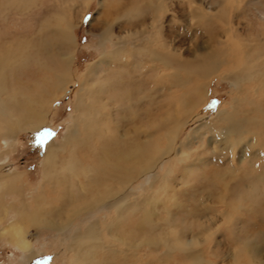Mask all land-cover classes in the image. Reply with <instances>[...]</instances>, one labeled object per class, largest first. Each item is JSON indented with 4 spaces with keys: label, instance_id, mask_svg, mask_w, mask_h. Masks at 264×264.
Instances as JSON below:
<instances>
[{
    "label": "rangeland",
    "instance_id": "1",
    "mask_svg": "<svg viewBox=\"0 0 264 264\" xmlns=\"http://www.w3.org/2000/svg\"><path fill=\"white\" fill-rule=\"evenodd\" d=\"M160 2L163 10L154 11ZM156 13L159 17L152 28L151 22ZM59 16H65L74 24L75 48L71 51L74 82L68 86L67 92L57 94L51 108L46 109L44 125L42 129H38L39 133L38 130L15 131L13 142L9 143L7 153L3 155L11 170L22 177L21 192L27 196L39 190L40 165L46 146L51 142L61 143L73 123V96L78 88L77 80L83 78L91 64L99 60L101 44L106 45L105 50L111 51L110 39L120 38L128 30L137 31L138 23H143L148 28L149 37H152L150 39L155 40L154 45L150 44V50H157L170 60H182L180 62L184 64L196 63L204 58L214 63L222 62V67L207 82L197 76L187 79L189 83L183 85L184 90L183 87L171 86L165 76L171 73L170 69L162 68L157 62L150 64L144 56L141 59L142 55L138 58L136 55V58L128 60V65L122 71L119 62L114 63L115 66L113 64V70L109 69L107 80L111 86L107 88L108 93L99 94L95 91L98 80L95 77L89 79L88 85L93 87L92 98L96 99V109L101 107L98 104L100 100L105 103L107 96H110V121L102 125L101 119L95 118L98 120L95 131L100 132L106 125L111 132L116 129L120 133L129 130L130 135L132 134L130 140H133L132 136L135 134L138 142L126 140L125 146L134 148L138 144L144 149L147 158H153L155 150L152 149H156V145L164 148L166 144L163 138L157 137L160 132L154 128L150 131L154 139H150L148 146L144 147L148 126L151 123L153 126L161 116L165 118L169 109L172 115L179 112L180 108L175 105V101L181 93L197 88L200 101L181 128L177 140L175 139L172 153L169 152L165 163L163 162L172 169L169 175L165 176L163 165L158 164L159 169L156 171L161 178L155 181L153 188H146L147 176L139 177L129 171L130 174L122 172L121 175L127 180L131 177L128 180L129 188L124 193H131L132 196L129 195V204L123 208L125 210L121 209L117 213L114 209L83 212L81 214L84 215H78L71 221L70 228L75 229L96 220L101 226L102 238L107 242L111 240L110 231L115 229L117 235L126 241L113 243L118 250L126 253L119 252L118 262L115 264H192L182 252H166L165 247L170 245V239L181 243L196 240L199 245L196 248L202 252V258L208 264H247L252 262L248 252L256 249L262 252L264 258V0H0V54L8 51L19 54L26 45L25 42L30 43L26 47L27 52L32 53L42 43L41 38H49V31L45 27L47 22L51 26ZM146 39L142 36L141 42L148 44ZM23 41L25 42L22 43ZM139 59L142 65L145 63L149 67L148 70L143 69L145 73L150 72L149 75H135L131 62ZM16 60L13 61V66H17L16 71L9 75L11 78L8 88L6 87L8 93L5 92L6 95L4 93L0 98L5 99L10 94L12 97L15 93L16 100L22 104L25 97L37 100L40 94L38 82L31 78L33 71L27 72L28 68H32L31 63L24 67L27 70L22 73L23 68L19 67V63L17 65ZM158 67L165 73L159 79V75L155 73ZM130 72L134 78L127 81L126 89H120L118 77H126ZM231 74L239 80L232 82L229 79ZM137 85L141 87L140 92ZM150 86L153 88H148ZM140 94L150 97L148 100L153 98V103L148 106V100H145L140 104ZM127 96L132 99V110L140 112L135 118L129 110H116L118 101L124 102L122 105L125 107L128 105ZM36 106L34 105L35 110H43ZM222 110L236 116L235 120L241 127L239 134L242 141L234 147L230 142L237 136L225 137L224 132L229 129V125L222 118L216 117L218 111ZM147 112L150 113L151 123L146 121ZM98 131L91 142L89 140L76 149V162L80 161L85 166L99 164L97 157L103 144L108 146L110 153L122 147V144L116 145L112 141L100 142L96 135L99 134ZM135 142L137 143L134 144ZM1 146L3 147L2 144ZM180 149L184 150V156H179ZM178 157H182V162L177 160ZM120 158L124 160V157ZM107 160L108 171L111 172L116 159L110 155ZM74 180L77 184L76 179L70 181ZM164 185L171 188L166 190ZM68 187H71V183ZM47 189L46 195L52 208H64L59 206L61 200L58 195ZM72 208L73 205L66 209ZM167 218L174 230L168 225L164 226L163 222ZM9 220L7 218L2 221L0 227L8 225ZM127 234L129 235L125 236ZM26 238L41 256L40 264H70L73 261L72 251L66 250L68 245L67 241H63L64 235L56 233L50 226H30ZM131 243L133 247H130ZM124 244L129 248L124 247ZM241 247H244V253L240 252ZM22 256L21 252L5 241L0 242V264H23ZM98 256H101L100 262L88 258L86 263L106 264L109 261L114 264L112 255L100 251Z\"/></svg>",
    "mask_w": 264,
    "mask_h": 264
},
{
    "label": "bare ground",
    "instance_id": "2",
    "mask_svg": "<svg viewBox=\"0 0 264 264\" xmlns=\"http://www.w3.org/2000/svg\"><path fill=\"white\" fill-rule=\"evenodd\" d=\"M198 9L199 8H197V10ZM160 10H163V4L161 2L157 4L156 10L154 9V11L159 12ZM131 14L133 15V13H130V15ZM132 17L133 16H131V18ZM158 17L159 16H157L156 13V15L153 17L151 22L152 28L154 23H157ZM49 23L47 22V25L45 26L49 31L48 40H46L45 38H41L42 39V43L40 44L41 47L40 45H38L33 49L32 53L27 52L28 49L26 46L27 45L29 46L30 43L28 42L29 43L28 44L25 41H23L22 43L25 42L26 45L25 46L23 45L24 47L22 48V52L20 51L19 54L16 53L12 54V52L10 51L4 54L2 53L0 54V96L6 92L7 90L6 87L8 88L7 84L9 83L11 78L9 77V75H11L12 72L16 71L15 69L17 66L15 67L13 66L14 59H17L16 60L18 61L17 65L19 63V67L22 66L23 68L22 73L26 72L27 70L24 67L28 63H31L32 68H28L27 72L29 73L34 72L31 78H33L35 81L38 82L37 86L40 91L37 100H32L30 98L25 97L23 104L22 102L19 103V101L16 100L15 93L14 95H12V97L10 94V96H8L5 99L0 98V142H2L1 144L3 145L2 147L0 144V223L7 218H10L11 220V221L9 220L10 223H8V225L0 227V242L5 241L15 250L21 252L23 254L21 258L23 264H40L41 256L38 255L39 253L37 254L35 252L31 242L27 240L26 235L30 226L41 227L46 225L54 229L56 233L64 235L65 239L63 241H67V245H68L66 250H68L69 252L72 251L71 255L73 254V261L69 262L70 264H90V262L86 263V260L88 258H93L98 263L100 262V257H101L98 256L100 251L112 255L111 260L115 264L118 262L117 254H119V252L121 254L123 253L126 255L125 252L123 251L121 252L120 250L117 249L116 247L117 245L113 244L115 241L122 243L126 242V241L124 242L121 239L120 235L119 236L117 235L115 229L111 231L109 230L112 234H110L111 235V237L109 238L111 239L110 242H107L102 238V230L98 221L93 220L86 222L75 229L70 228L71 221L78 215H84L81 214L83 212L87 213L93 210L114 209L113 211L114 212L116 211L117 213L119 210L126 208V205L129 204V195H131V193H127V192L124 193V192L129 188L128 180H130L131 177H129V179L127 180L125 177L121 175L122 172H125L126 174H130L129 172L135 173L139 177H142L144 175L145 177L147 176L145 180V184H147L146 188H153L155 181L161 178L159 176V172L156 171L157 169H159L157 167L158 164L163 165L162 171L164 172L165 176L169 175L170 172H172V169H170V166L168 164L164 165L165 163L164 161L167 157V154H170L169 152L172 153V148H174L173 146L175 144V139L177 140L181 128L184 126L187 119L190 117L192 112L198 106L200 98L197 93L198 89L195 87H194L195 89H192L189 92L187 91L185 93L183 91L184 93H181V95L178 96L175 101V105H178L180 108L179 112H176L175 115H172V111L169 109L166 113V117L164 118L163 116H161L160 118H158V121L154 122L153 126L151 123L152 120L150 118L151 117L150 113L149 114L148 112L145 113L147 114L146 121L150 122L151 124L147 128V134H145L146 140L144 141L145 143L143 144V146L144 147L148 146V142H150V139L152 138L154 139V135H152V132H150L151 129L154 128H156L158 132L162 133V134L159 133L157 137H159L160 139L163 138L166 141L164 148H161L159 145H156L157 146L156 149H152L155 150V154L153 155V158L145 157L143 151L144 149L141 148L138 144H136L138 142L137 139H135L137 138L136 137L137 135L134 134L132 136L133 140H130L132 134L130 135V132H128L129 130L128 131L124 130L123 132L120 133V131L116 129V131L111 132V130H108L106 125L103 128H101L100 132L97 130L99 134L96 135H98L99 141L100 142L112 141L116 145L120 143L122 144V147L110 153L109 149L107 148L108 146L106 147L102 143L103 146L100 147L99 155L97 157L100 163L99 164L93 163L85 166L82 165L80 161L79 163L76 162V158H77L75 152L76 149L79 148L80 145L82 146L84 143H86L89 140L91 142V140L95 138L94 135L95 132H97L95 131L96 125H98L97 123L98 120L96 121L95 118H100L102 121V125L109 122L111 118V114H110L111 108L109 105L110 96H107L105 103H102V100H100L98 104L101 107H99L100 109L98 108L96 109L94 105L96 103V99L92 98L93 87L88 85V81H90L89 79L95 77L96 81L98 80L97 85L95 86V91H97L101 95H104L108 93L107 92L108 86L109 85L111 86L110 81H108L107 79L109 77V69L113 68L112 67L113 64L119 62L121 66L120 70L122 71L128 65L129 59L134 58L136 55H138L137 58L140 57L139 55H142L140 58L143 59L144 56L145 59H148L150 64H154L155 62H157L159 66H162V68L164 67L170 69L171 73L166 74L165 76L169 80L171 86H176L177 88L183 87L185 90V87L183 85L189 83L187 79H190L193 76H197L203 80H206L207 82L210 76L219 73L222 67V62L214 63L211 62L212 60L209 61L204 58H203L204 60L200 58L199 61H197L196 63L193 62L190 64H184L180 62L182 60L178 62L177 60L176 61L170 60V58L167 59L166 57H163L157 50H152V49L150 50V44H153L155 40L150 39L152 37H149L150 33L148 32V28H146L143 23H138L139 28L137 31L132 32L128 30L125 33V35L120 38L118 37L119 35L117 36L118 38L111 37L112 39H110V44L112 50L111 51L105 50L106 45L101 44L102 52L99 60L96 63L91 64L88 70H86V73L84 74L83 78L77 80L78 88L73 96L74 97L73 116L71 118L73 123L72 124L70 123L71 126L67 129L64 135L65 137L63 138V141L61 143L51 142L46 146L45 153L40 165L41 184L38 187L39 190L37 189L38 192L35 190L32 194L26 196L24 195V193L21 192L23 185L21 175L11 170V167L9 166L10 164L9 165L6 164V156L3 155L7 153L9 143L13 142V135L16 133L15 131L24 130V129L29 131L30 130L36 131L39 128L43 127L44 117H46L45 115L46 109L49 110V108H51L50 105L53 103V100L56 98L57 94L60 93L63 94L67 92L66 90L68 86H70L74 82V77L72 75V67H71L73 61V54L71 53V51L73 48H75V34L73 29L74 24L70 23L65 16H59L58 18H56L55 22L51 24V26ZM142 36H145L147 38L146 41H148V44H143L141 42ZM1 48L4 49V47ZM247 52L246 55H248ZM41 54L42 56H40ZM196 54L197 53H195V55ZM131 63H132V67L135 68V75L137 76L143 74L149 75L150 72L146 71L145 73V71L143 70L147 68L149 69V67H146L145 63H143L144 65H142L140 59L139 61L135 60ZM106 68L108 69L106 70ZM162 68L158 67V69H156L155 73L159 75L158 79L162 78V76L165 74ZM244 76L248 77L246 75ZM131 77H133L131 72L127 74L126 77L119 76L117 79L118 81L117 83H119L118 87L122 90L126 89L127 81L131 80ZM233 77L234 76L232 74L229 76V79H231L232 82H237L239 80L237 76L235 78ZM155 78H157V76H155ZM14 79L15 77L13 76V81ZM143 82L145 81L143 80ZM151 82L153 83V81ZM10 84L14 85L13 82H10ZM151 87L152 86L148 88ZM176 87L175 89H177ZM154 88L156 89L155 86ZM23 90L26 91L25 89ZM137 90L139 92L141 90V87H139V85H137ZM11 91H17V90L14 89ZM11 93L13 94V92ZM17 93L18 92H16V95ZM151 94H149V96ZM149 98L150 97H147V95L143 94L141 98H138L140 100L138 101L141 104V102H145V100H148ZM131 100L132 99L128 97V105L126 107L122 105L124 102L118 101L117 103L118 106L116 105L117 107L116 110L117 109L129 110L131 113L134 114L133 118H135L137 117V113L140 114V112H136L135 110L137 109L132 110L130 106V104H132V102H130ZM152 100L153 98L148 100L147 102L148 106L149 104L153 103ZM34 105H37L36 106L37 108L40 109L43 108V110L40 109H39L40 111L35 110ZM138 107L139 109L141 108L140 106ZM216 117L222 118L223 121H225V123L229 125V129L226 130V133L224 132L225 137L229 138V137L237 136L236 139L230 142L231 145H233L234 147L235 145L239 144L240 141H242L240 140L241 134H239L241 127H239L237 121L235 120L236 116L234 117L232 113H226V111L222 110V111H218ZM133 118L132 120H135ZM142 118L143 117H141V119ZM139 123L142 124L143 121L142 123L141 122ZM126 140L127 141L129 140L131 142L137 141L134 143L136 144V147L127 148L124 144ZM99 141L98 143H100ZM180 146H181L180 148H182L183 143H181ZM110 155L114 156V158L116 159L113 161L114 163L111 166L112 168L111 172L108 171V167H107V165H109L108 163L109 161L107 159L109 158ZM181 155L182 156L185 155V152L182 149L179 150V156ZM120 157H124V160H122ZM181 158L182 157H178L177 160L179 162H182L180 160ZM153 171L156 172L153 173ZM72 179H76L78 181L77 183L78 185L75 184V180L70 181ZM69 183H71V187H68ZM75 185H77L76 188ZM44 186H47V188L49 187L48 189L50 190L51 193L58 195V199L61 200L59 206L64 208H60V209L52 208L53 207L52 203H49L48 197L46 195L47 188H44ZM114 186L115 189L113 188ZM252 187L253 186H250V188ZM163 188L169 190L171 186L164 185ZM143 191L146 192V189H144ZM15 201L18 204L15 203ZM71 205H73L72 209L69 210L66 209ZM169 221L170 220H168L167 218V220L166 219L164 220L165 223L163 222V224L164 226L168 225V227H170V229L172 230L173 228ZM128 235L129 234L125 236ZM170 242H171L170 245L172 244L171 246L170 245L166 246L165 244L166 246L165 248L167 250L166 252L168 254L174 251L177 252L179 251L184 253V255L190 260L192 264H208V261L202 258V252L196 248V246H199L197 245L196 240L191 239L181 243L176 239H173L172 241L170 239ZM123 246L129 248L128 245L124 244ZM130 247H133L132 243L130 244ZM240 252L241 253L245 252L244 247H241ZM248 253L250 254L252 262L247 264H264V258L262 257V252L259 249H256ZM237 255H235V259ZM94 263L95 262H93V264ZM103 263L106 262L104 261ZM109 263L111 264V262L109 261L106 264Z\"/></svg>",
    "mask_w": 264,
    "mask_h": 264
}]
</instances>
